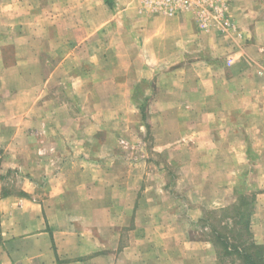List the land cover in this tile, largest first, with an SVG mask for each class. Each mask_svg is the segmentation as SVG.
Segmentation results:
<instances>
[{
    "label": "crops",
    "instance_id": "1",
    "mask_svg": "<svg viewBox=\"0 0 264 264\" xmlns=\"http://www.w3.org/2000/svg\"><path fill=\"white\" fill-rule=\"evenodd\" d=\"M206 2L0 0V264H222L200 220L247 193L147 171L155 147L264 165V0ZM253 194L264 248V181Z\"/></svg>",
    "mask_w": 264,
    "mask_h": 264
},
{
    "label": "rangeland",
    "instance_id": "2",
    "mask_svg": "<svg viewBox=\"0 0 264 264\" xmlns=\"http://www.w3.org/2000/svg\"><path fill=\"white\" fill-rule=\"evenodd\" d=\"M206 2V0H205ZM207 10H214V11H219V4L218 2H214L213 4H210L208 2H206V4H204ZM170 119V117H168ZM222 119V117H220ZM108 136V132H104L103 133V139L106 140ZM154 135L152 134L151 137V141L153 140ZM155 143V142H154ZM151 145H153V142L151 143ZM158 148H151V155L152 158H154L155 160V164L152 163V169H150V166H148L147 171L149 170H154V172H159L158 168L160 167H166L168 172L171 173L170 179H172V184L175 185V188L177 186L178 183V174H176V178L175 177V172L179 173V172H190L192 170H194V174H196L197 176L195 177V179H193V181L197 182L199 184V189L202 188L203 185H205L206 183H208L207 185L210 187H213L212 189H218V188H226L228 187V183L229 186L231 188V192L229 194L231 201L238 197V192L239 191H243L242 193H247V195L250 198H254L255 194H253V191H256L258 189V187H261L262 182L264 181V165H262L258 159L260 157V155L255 152L254 150H251L249 152V156L245 157V153L244 150L241 149L239 150L238 148L234 149L231 151V153H234L235 156L230 157L229 159H231L230 165L226 166V165H222V164H213L212 162H210L211 160L208 157V163H203L202 158L203 156L208 155V150H204L205 153H203V149H191V148H186V147H182L181 149H179V151L181 152V158L185 161L186 159L190 160V156L193 155V157H199V159H201V161L196 164L193 163V165H188L186 166V163H183V165L181 166V164L179 165H174L172 163H166L163 164L161 162V157L160 154H158ZM117 149H115L116 151ZM119 150H124V149H119ZM104 154L107 152V148H105L104 150ZM126 151V150H124ZM131 151L134 152L135 157H140L142 155H146V153H148V149L147 148H143V147H137V148H131ZM163 152H161L162 154L164 152H166V156L165 159H169L170 156L172 154H174V149L173 148H167V149H163ZM191 151H194L191 154ZM150 152V151H149ZM200 154V155H199ZM203 154V155H201ZM168 157V158H167ZM173 159V158H172ZM135 161V159H134ZM137 162V161H135ZM135 164V163H134ZM104 165H106V163H104ZM136 165V164H135ZM107 166V165H106ZM137 166V165H136ZM226 166V167H224ZM229 168V171L231 173V179L230 181H224L221 180L220 178L216 177V173H219L220 175L223 173H226V170ZM113 169L115 170V168L113 167ZM207 176L206 179H204L203 177ZM214 175V177H212ZM226 175V174H225ZM208 177H210V179H208ZM214 179V180H213ZM177 180V182H176ZM180 182V180H179ZM185 182H181L180 185L185 187L186 184H184ZM233 191V194H232ZM218 193L216 192V195ZM213 195V194H210ZM214 195V196H216ZM224 194H221V198H223ZM226 196V195H225ZM218 197V196H216ZM233 198V199H232ZM186 201V200H185Z\"/></svg>",
    "mask_w": 264,
    "mask_h": 264
},
{
    "label": "trees",
    "instance_id": "3",
    "mask_svg": "<svg viewBox=\"0 0 264 264\" xmlns=\"http://www.w3.org/2000/svg\"><path fill=\"white\" fill-rule=\"evenodd\" d=\"M254 198L242 196L237 203L209 210L200 220L203 235L216 247L222 264H264V248L251 229Z\"/></svg>",
    "mask_w": 264,
    "mask_h": 264
},
{
    "label": "built area",
    "instance_id": "4",
    "mask_svg": "<svg viewBox=\"0 0 264 264\" xmlns=\"http://www.w3.org/2000/svg\"><path fill=\"white\" fill-rule=\"evenodd\" d=\"M144 2L154 11H162L169 14H174L175 12L182 10V8L189 7V5L192 4L193 0H144ZM203 8L205 11L207 10L205 5H203Z\"/></svg>",
    "mask_w": 264,
    "mask_h": 264
}]
</instances>
